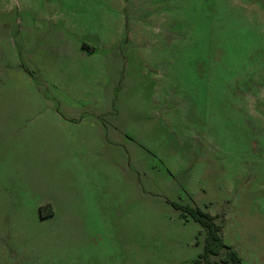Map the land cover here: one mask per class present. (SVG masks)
Instances as JSON below:
<instances>
[{"label":"rangeland","instance_id":"1","mask_svg":"<svg viewBox=\"0 0 264 264\" xmlns=\"http://www.w3.org/2000/svg\"><path fill=\"white\" fill-rule=\"evenodd\" d=\"M185 207L264 264V0H0V264H205Z\"/></svg>","mask_w":264,"mask_h":264},{"label":"trees","instance_id":"2","mask_svg":"<svg viewBox=\"0 0 264 264\" xmlns=\"http://www.w3.org/2000/svg\"><path fill=\"white\" fill-rule=\"evenodd\" d=\"M181 215L183 218L187 215L197 223L204 234L202 242L201 259L205 264H215L207 260L208 255L217 256L220 251L224 250V255L219 259L222 264H239V259L233 252L232 248L225 245L219 236L220 226L213 222L210 215L199 209L182 208Z\"/></svg>","mask_w":264,"mask_h":264}]
</instances>
